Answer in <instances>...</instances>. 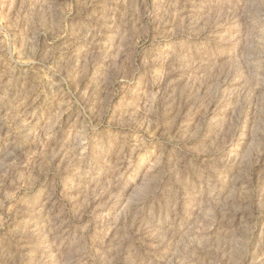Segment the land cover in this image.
Listing matches in <instances>:
<instances>
[{"label": "rangeland", "instance_id": "rangeland-1", "mask_svg": "<svg viewBox=\"0 0 264 264\" xmlns=\"http://www.w3.org/2000/svg\"><path fill=\"white\" fill-rule=\"evenodd\" d=\"M0 264H264V0H0Z\"/></svg>", "mask_w": 264, "mask_h": 264}]
</instances>
